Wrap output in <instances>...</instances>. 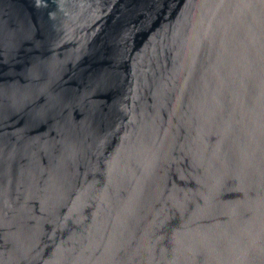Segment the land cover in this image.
Listing matches in <instances>:
<instances>
[{
	"label": "water",
	"instance_id": "obj_1",
	"mask_svg": "<svg viewBox=\"0 0 264 264\" xmlns=\"http://www.w3.org/2000/svg\"><path fill=\"white\" fill-rule=\"evenodd\" d=\"M0 264H264V0H0Z\"/></svg>",
	"mask_w": 264,
	"mask_h": 264
}]
</instances>
